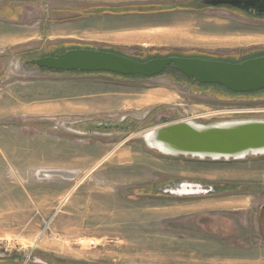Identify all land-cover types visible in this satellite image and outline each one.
Masks as SVG:
<instances>
[{
  "label": "rangeland",
  "instance_id": "374dc122",
  "mask_svg": "<svg viewBox=\"0 0 264 264\" xmlns=\"http://www.w3.org/2000/svg\"><path fill=\"white\" fill-rule=\"evenodd\" d=\"M151 2L187 8L74 18ZM72 46L241 59L264 51V18L204 0H0V264H264V154L171 156L144 140L162 124L264 120V91L221 97L171 69L22 68ZM179 182L215 191H160Z\"/></svg>",
  "mask_w": 264,
  "mask_h": 264
},
{
  "label": "water",
  "instance_id": "95a60500",
  "mask_svg": "<svg viewBox=\"0 0 264 264\" xmlns=\"http://www.w3.org/2000/svg\"><path fill=\"white\" fill-rule=\"evenodd\" d=\"M211 6L229 5L256 15L264 0H204ZM264 17V15H263ZM168 66L183 73L198 84H219L235 93L264 90V56L242 62L209 60L199 57L168 56L139 61L126 56L97 49L76 48L63 53L23 61L22 68H46L83 72H112L123 76L154 77ZM145 142L165 155H191L211 159H241L249 154H264V120H232L201 125L193 122H175L149 129ZM145 133V134H146ZM144 134V136H145ZM183 185H186L183 189ZM173 194L212 193L214 188L200 184L179 182L160 188Z\"/></svg>",
  "mask_w": 264,
  "mask_h": 264
},
{
  "label": "trees",
  "instance_id": "16d2710c",
  "mask_svg": "<svg viewBox=\"0 0 264 264\" xmlns=\"http://www.w3.org/2000/svg\"><path fill=\"white\" fill-rule=\"evenodd\" d=\"M186 4H180V3H168V2H151V3H133V4H120V5H87L84 6L83 8H79L76 10V13L78 14V16L74 17L75 19L78 18H83V17H88V16H101V15H126V14H132V13H143V14H148V13H152V12H162V11H174L176 9H185ZM13 11L16 12L15 8H13ZM72 48H88V49H97V48H91V47H80V46H72ZM97 50H103V51H108V52H114L116 54L122 55V56H126L135 60H139V61H147L149 59L152 58H156V57H162L157 55L154 57H150V58H146V60H140L138 58H136L133 55L130 54H126L125 52L119 50V49H115V48H100ZM66 50H62V51H53V52H47V53H42L40 55H38V57H43V56H49V55H55L56 53H63ZM250 53H254L248 56H244L241 59L240 58H234V57H229V58H223V57H216V56H206V54L203 53H199L198 54H193L191 55V57H199V58H203V59H209V60H223V61H228V62H242L244 60L250 59V58H255V57H259V56H264V51H251ZM168 56H183L180 54H169ZM26 58L28 59H33L35 57H30V56H26ZM41 70L47 71V72H65L62 70H54V69H46V68H40ZM171 69V71L175 72V74L180 75L185 77L187 80L193 82L196 85H202V86H206L211 88V90L215 93V95L217 96H221V97H228L230 95H234V94H247V93H235L229 89H227L226 87L219 85V84H198L195 83L193 79H189L187 78L183 73L175 70L172 68V66H168L163 72H161L160 74L164 73L166 70ZM71 73H107V74H112V75H116L119 77H125V78H129V77H139V78H145L142 76H123L120 74H116V73H112V72H106V71H101V72H83V71H79V70H75V71H70ZM67 73V72H65ZM158 74V75H160ZM157 76V75H156ZM155 77V76H154ZM152 78V77H151ZM211 91V92H212ZM259 91H264V90H259ZM258 91V92H259ZM256 92V91H255ZM248 93H253V92H248ZM133 122V121H132ZM212 187H214V191H215V186L214 185H210ZM212 194V193H209Z\"/></svg>",
  "mask_w": 264,
  "mask_h": 264
},
{
  "label": "built area",
  "instance_id": "2783aa9c",
  "mask_svg": "<svg viewBox=\"0 0 264 264\" xmlns=\"http://www.w3.org/2000/svg\"><path fill=\"white\" fill-rule=\"evenodd\" d=\"M236 112H244V111H238V110H222V111L212 112V113H213V115H217V114L236 113Z\"/></svg>",
  "mask_w": 264,
  "mask_h": 264
},
{
  "label": "flooded vegetation",
  "instance_id": "af4514ba",
  "mask_svg": "<svg viewBox=\"0 0 264 264\" xmlns=\"http://www.w3.org/2000/svg\"><path fill=\"white\" fill-rule=\"evenodd\" d=\"M255 10H256L255 12H256L257 16L263 17V15H264V8L263 7L258 6L257 8H255Z\"/></svg>",
  "mask_w": 264,
  "mask_h": 264
},
{
  "label": "crops",
  "instance_id": "0c3cea01",
  "mask_svg": "<svg viewBox=\"0 0 264 264\" xmlns=\"http://www.w3.org/2000/svg\"><path fill=\"white\" fill-rule=\"evenodd\" d=\"M121 3L119 4H91V5H120ZM122 4H127V3H122ZM15 12V11H13ZM127 15V14H126ZM112 16H122V15H112ZM124 16V15H123ZM88 17H95V16H88ZM116 49V48H115ZM128 54V53H126Z\"/></svg>",
  "mask_w": 264,
  "mask_h": 264
},
{
  "label": "bare ground",
  "instance_id": "6f19581e",
  "mask_svg": "<svg viewBox=\"0 0 264 264\" xmlns=\"http://www.w3.org/2000/svg\"><path fill=\"white\" fill-rule=\"evenodd\" d=\"M146 136H148L147 133L145 134L144 137H146ZM148 144H149L150 146H152L153 148H154V146H155V144H154V143H151L150 141H148ZM185 187H186V185H183V189H185ZM69 193H71V192H69ZM67 196L69 197V195H67ZM65 199H66V197H65ZM66 200H67V199H66Z\"/></svg>",
  "mask_w": 264,
  "mask_h": 264
}]
</instances>
